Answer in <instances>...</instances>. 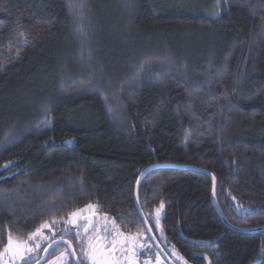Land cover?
I'll use <instances>...</instances> for the list:
<instances>
[{"label":"trees","instance_id":"16d2710c","mask_svg":"<svg viewBox=\"0 0 264 264\" xmlns=\"http://www.w3.org/2000/svg\"><path fill=\"white\" fill-rule=\"evenodd\" d=\"M155 166L209 173L229 225L264 227V0H0V251L91 204L155 254L134 204ZM211 189L191 171L142 180L160 248L264 264V233L227 229Z\"/></svg>","mask_w":264,"mask_h":264},{"label":"rangeland","instance_id":"374dc122","mask_svg":"<svg viewBox=\"0 0 264 264\" xmlns=\"http://www.w3.org/2000/svg\"><path fill=\"white\" fill-rule=\"evenodd\" d=\"M183 1V0H182ZM191 4L196 0H186ZM82 209H85L82 208ZM163 209L160 212L159 220L162 218ZM156 216V213H155ZM91 217L94 220L95 231L89 232L84 235L85 227L84 219ZM71 221L73 222H69ZM155 219V218H154ZM56 223L53 222L48 223L50 225L49 228H45L42 230V237L37 236L34 240L28 241L29 246H34L36 241L40 242V249L33 254H28L26 257L28 262L38 261L43 253L44 247L46 245L52 244L57 240L63 239L68 235H71L78 246V256L82 264H157V254L152 252L150 245L146 242L145 238L140 235L127 234L136 236L140 241V244H143L141 248L139 245H133V251L136 253L133 255L132 251H128V242L124 243V251H120V245L117 244L115 249H112L111 241L113 237V233L115 228H118L116 224L110 220L106 215L99 214L98 211H94V214H89L87 210L82 212L77 217H68L63 220H55ZM110 229L109 232L105 233L103 231L104 228ZM119 229V228H118ZM70 233V234H66ZM79 233L80 240L76 239V235ZM89 237L98 238L94 241V246L96 247V252L93 254L89 249ZM16 239V238H15ZM28 240V238L23 239ZM107 243L108 247H103ZM61 253H64L65 256L61 257L60 260L56 258L61 256ZM171 255L177 259V255L171 250ZM160 258V257H159ZM73 264L69 252L64 247H57L53 249L47 258L45 264ZM161 264H165L160 258ZM2 264H24V261L19 258L13 257L12 253H6L3 257Z\"/></svg>","mask_w":264,"mask_h":264},{"label":"snow or ice","instance_id":"6c2138e0","mask_svg":"<svg viewBox=\"0 0 264 264\" xmlns=\"http://www.w3.org/2000/svg\"><path fill=\"white\" fill-rule=\"evenodd\" d=\"M83 7H84L83 4H81L80 5L81 11H82ZM138 184H139V181H138ZM163 207H164V205H163V203H161L160 207L156 210V216H155L154 223H155V226L157 227L158 230L160 229L159 216H160V212L163 209ZM85 210H87L88 213L91 215V214H94V211H98L99 210V206L91 205V204L86 205L85 209H78L77 211L71 213L70 217H77L82 212H84ZM69 222H73V221H71V219H70ZM55 223H56V221H53V224H55ZM49 227H50V225L48 223L41 224L38 228L35 229L34 232L28 234V240L15 239L13 237L12 233L9 232L7 243L4 244L3 250L0 251V264H2V260H3V257L5 256V254L9 253V252L12 253L13 257L19 258L20 260L24 261V264H29L28 259L26 257L28 256V254H33L36 251H38L40 249L41 245H40L39 241H36L34 246H29L28 241L34 240L35 237H37V236H41V238H45V237H42V230L45 229V228H49ZM93 231H95V228H93ZM103 231L105 233H107V232L110 231V229H108L106 227V228L103 229ZM149 231H151V229H149ZM141 232H143L142 229H141ZM66 234H70V233H66ZM76 239L78 241L80 240L79 233H77ZM96 239H98V238H95V237H89L88 238L89 249H90V252L93 253V254L97 250L96 247L94 246V241ZM153 239H155V237H153ZM125 241L128 242L127 250L128 251H132L133 255L136 254L133 251V245H139L141 248L143 247V244H140V241L137 239L136 236L127 235L124 232L120 231L118 228H115L110 247L112 249H115L117 247V244H119L120 245V251H124L125 250L124 249ZM0 243H2V241H0ZM48 247L50 248V247H52V245L49 244ZM69 247H71V246H69ZM103 247H108L107 243H105V245H103ZM44 252L47 253L48 252V248H44ZM173 252H174V254L177 255L178 259L183 260V257L179 256L178 253H175L174 249H173ZM70 255L74 257L76 255L75 250H72ZM64 256H65V254L61 253V256H58L56 259L60 260L61 257H64ZM65 264H66V260H65ZM77 264H82V262L78 260ZM146 264H147V262H146ZM157 264H161L159 255H157Z\"/></svg>","mask_w":264,"mask_h":264},{"label":"water","instance_id":"95a60500","mask_svg":"<svg viewBox=\"0 0 264 264\" xmlns=\"http://www.w3.org/2000/svg\"><path fill=\"white\" fill-rule=\"evenodd\" d=\"M159 170H177V171H191V172H195L201 175H204L205 177H207L210 182H211V205L217 215V217L219 218V220L222 222V224L229 230L239 233V234H244V235H251V234H258V233H264V227L263 228H259V229H253V230H240V229H236L233 226L229 225L227 223V221L224 219V217L222 216L219 208L217 207L216 204V200H215V194H216V182L214 180V178L206 172L200 171V170H196V169H192V168H185V167H173V166H155V167H151L147 170H145L138 178L136 185H135V190H134V204H135V209L136 212L138 214V217L140 219V221L142 222L144 231L146 236L148 237L150 243L152 244L153 248L155 249L156 253L159 255V257L161 258V260L165 263V264H174L168 257L167 255L163 252V250L160 248V246L158 245L156 239H153V233L152 231H149L150 227L146 221V219L144 218L143 214L141 213V210L139 208V204H138V191H139V186L142 182V180L151 172L153 171H159ZM139 181V184H138ZM84 224L87 226L85 227V231H84V235L88 234L89 232L92 231L93 226H94V220L91 217L85 218L84 219ZM52 247H46L48 248V252L45 253L43 251L40 259L35 263V264H45V262L47 261L48 255L49 253L57 248V247H64L67 249V251L69 252V255L71 253L72 250H74L72 244L67 241V240H58L54 243L51 244ZM71 246V247H69ZM76 253V252H75ZM71 260L73 264H77L78 258L77 255H75L74 257L71 256ZM208 264V263H207Z\"/></svg>","mask_w":264,"mask_h":264}]
</instances>
